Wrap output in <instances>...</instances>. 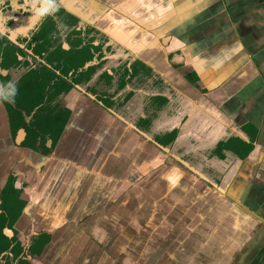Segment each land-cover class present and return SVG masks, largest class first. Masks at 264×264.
Listing matches in <instances>:
<instances>
[{
	"label": "crops",
	"instance_id": "0c3cea01",
	"mask_svg": "<svg viewBox=\"0 0 264 264\" xmlns=\"http://www.w3.org/2000/svg\"><path fill=\"white\" fill-rule=\"evenodd\" d=\"M58 4L104 35L110 50L93 79L113 73L112 84L99 83L113 94L119 74L121 95L103 106L77 83L45 97L48 106L23 111L24 121L51 116L63 127L31 145L0 101V194L12 175L25 202L12 226L23 259L264 264V224L227 195L264 216V0ZM36 6L0 0V33L29 41L42 18ZM5 73L7 88L26 72L12 70L8 82ZM236 139L251 150L219 146ZM39 235L47 240L33 253Z\"/></svg>",
	"mask_w": 264,
	"mask_h": 264
},
{
	"label": "flooded vegetation",
	"instance_id": "af4514ba",
	"mask_svg": "<svg viewBox=\"0 0 264 264\" xmlns=\"http://www.w3.org/2000/svg\"><path fill=\"white\" fill-rule=\"evenodd\" d=\"M88 27L87 24L80 23L75 16L68 13L58 4V10L53 15L41 18L29 41L11 42L10 39L0 33V76L2 70L5 69L6 73L3 75L6 82H8L11 78L12 70L21 69L26 72L23 76L24 78L21 77L16 84H13L16 88L13 102L6 100L4 103L8 102L15 106L17 93L24 89L23 83L30 79L41 84L39 86L41 100L33 109L48 106L43 104L45 97L47 100L50 96L56 97L60 92L64 91L62 89L77 83L85 88V91L92 93L94 99L103 106L108 104V101L113 102V98L117 96L119 98V95H121L118 92L119 74L115 80L117 86L112 89L114 91L113 94L108 93L105 88L99 85V83H108V81L112 84L113 73L105 70L97 75L96 80L93 79L95 75L94 67L101 65L103 57L106 56L104 50L105 41H96L95 38H90V34L86 36L84 30ZM67 28L70 29L67 32L69 33L68 35L65 33ZM80 29H82L81 35ZM62 38L67 39L62 41ZM123 46L127 47L124 44ZM3 63L6 66L3 67ZM136 65V62L131 65L132 71L126 68L124 74H133L134 70H136ZM66 78L70 80V84H68L69 82L67 83ZM127 95L125 93L121 96L122 100L118 99L116 101L117 107L129 99ZM9 229L12 231V236L8 237L15 236L16 241L19 242L16 235L13 234L12 227ZM19 244L21 245L20 242ZM5 254L6 252H3L0 255V259L3 261H5L3 259ZM24 255L25 251L23 248V253L19 257L23 259Z\"/></svg>",
	"mask_w": 264,
	"mask_h": 264
},
{
	"label": "trees",
	"instance_id": "16d2710c",
	"mask_svg": "<svg viewBox=\"0 0 264 264\" xmlns=\"http://www.w3.org/2000/svg\"><path fill=\"white\" fill-rule=\"evenodd\" d=\"M23 86L24 89L16 95L15 106H12L8 102L5 103L11 130L13 132L17 131L19 128H24L26 130L28 136L22 145H31V138H35L46 131H50L52 135H55L56 139L63 127V123L57 125L54 123L56 117L41 115L37 117L39 120L34 123L28 124L24 121L22 112L25 111L26 113H30L33 107L40 101L41 92L39 91V86H41V84L35 80H27L23 83ZM26 104H29V106H26ZM220 145L229 148L232 147L239 151L242 150L244 154H247L252 148L251 144H247L239 139L229 140L226 143L221 142L219 146ZM233 145H236L237 149ZM14 180L15 178L9 175L0 194V209L2 210L0 213V255L6 252L3 257L5 260L4 264H28L25 259L19 257L23 253V248L19 242L16 241L15 236L8 237L3 232L5 227L11 228L13 226L25 203L19 197L20 190L14 187ZM46 240L47 237L45 235H39L31 245V251L33 253H38Z\"/></svg>",
	"mask_w": 264,
	"mask_h": 264
},
{
	"label": "clouds",
	"instance_id": "9594fccd",
	"mask_svg": "<svg viewBox=\"0 0 264 264\" xmlns=\"http://www.w3.org/2000/svg\"><path fill=\"white\" fill-rule=\"evenodd\" d=\"M35 13L40 17L53 15L58 10V0H35ZM16 88L13 84H9L7 88L0 86V101L7 100L13 102Z\"/></svg>",
	"mask_w": 264,
	"mask_h": 264
},
{
	"label": "rangeland",
	"instance_id": "374dc122",
	"mask_svg": "<svg viewBox=\"0 0 264 264\" xmlns=\"http://www.w3.org/2000/svg\"><path fill=\"white\" fill-rule=\"evenodd\" d=\"M70 31V29L69 28H67L66 30H65V33L68 35L69 33H67V32H69ZM80 35L82 34V29H80ZM84 33H85V35L87 36V34H90V38H95V40L96 41H99V42H103L104 41V35L102 34V33H100V30H95L92 26H90V27H88V28H86L85 30H84ZM67 39V38H66ZM66 39H61L62 41L63 40H66ZM126 44V43H125ZM129 48H131V49H133V50H135V45H129V43H127L126 44ZM114 46H111V52H113L114 51ZM104 50H105V53L106 52H108L109 50H110V48H109V46H106V47H104ZM147 104H148V102H147ZM102 238V237H101ZM103 239V238H102ZM130 246L131 247H133L134 245H133V243L132 244H130ZM96 249H99V247L97 246V248ZM2 260V259H1ZM99 263V261H98V259L96 260V264H98Z\"/></svg>",
	"mask_w": 264,
	"mask_h": 264
},
{
	"label": "water",
	"instance_id": "95a60500",
	"mask_svg": "<svg viewBox=\"0 0 264 264\" xmlns=\"http://www.w3.org/2000/svg\"><path fill=\"white\" fill-rule=\"evenodd\" d=\"M199 173V172H198ZM230 198H232L239 206H241L246 212H248L250 215L257 218L259 221H261L264 224V216L261 215L258 211H255L251 208V206L247 205L242 198L235 197L231 194H227ZM1 212V211H0ZM4 234L7 236H12V231L9 228H4L3 230Z\"/></svg>",
	"mask_w": 264,
	"mask_h": 264
}]
</instances>
